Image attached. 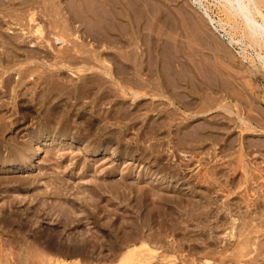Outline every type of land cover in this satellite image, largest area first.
Instances as JSON below:
<instances>
[{
  "label": "rangeland",
  "instance_id": "1",
  "mask_svg": "<svg viewBox=\"0 0 264 264\" xmlns=\"http://www.w3.org/2000/svg\"><path fill=\"white\" fill-rule=\"evenodd\" d=\"M132 1L0 0V264H264V71L189 0Z\"/></svg>",
  "mask_w": 264,
  "mask_h": 264
},
{
  "label": "bare ground",
  "instance_id": "2",
  "mask_svg": "<svg viewBox=\"0 0 264 264\" xmlns=\"http://www.w3.org/2000/svg\"><path fill=\"white\" fill-rule=\"evenodd\" d=\"M44 1V0H43ZM73 1V0H72ZM124 2V1H123ZM123 2H122V0H117V5L118 6H121V7H124L125 5L123 4ZM189 2H190V5L192 6V7H194V9H196L197 11L196 12H198L200 15H201V17L205 20V22H206V26H208L210 29H211V31H213L215 34H217L218 35V40H220L221 42H225V47H227V48H231V47H233V46H236L237 48H238V55L240 56V58L242 59V61L243 62H245L246 60H247V57H250V56H252L253 57V59H254V61L252 62V63H256L257 65H259V67L264 71V12L262 11V8L264 7V0H189ZM44 3V2H43ZM144 4V3H143ZM209 4H212V5H216L217 7L219 6V8L222 10V12L220 11V9H219V11L223 14L224 13V15H225V17H223L224 19H227V21H222V20H220L219 18L217 19L215 16H213L211 13L212 12H210V9H209ZM90 5V4H89ZM126 5L129 7V11H127V13H128V21H131L132 20V17H133V15H132V12L130 11V9H131V7L132 6H135V2H133L132 0H127V2H126ZM71 6V5H70ZM127 7V8H128ZM145 7V6H144ZM58 8V7H57ZM211 8V7H210ZM10 9V8H9ZM121 9V8H120ZM133 9V8H132ZM264 9V8H263ZM124 10V9H123ZM136 10H137V8H136ZM218 10V9H217ZM121 12V11H120ZM140 12V11H139ZM9 13V12H8ZM122 13H123V11H122ZM125 13V12H124ZM126 13V14H127ZM134 13V12H133ZM57 14V13H56ZM126 14H125V16H126ZM141 14V13H140ZM121 15V14H120ZM139 14H136V16L137 17H139L138 16ZM224 15H222V16H224ZM57 16V15H56ZM135 16V15H134ZM2 17H4V16H2ZM5 18V17H4ZM173 18H175L174 16H173ZM1 20H2V18H0ZM65 19V18H64ZM136 19V18H135ZM141 19H142V17L140 18V21H141ZM169 19V18H168ZM171 19V18H170ZM202 19V20H203ZM7 20V19H6ZM121 20V19H120ZM119 20V21H120ZM139 20V19H138ZM137 20V21H138ZM139 21V22H140ZM126 22V21H125ZM1 23V22H0ZM29 23L32 25V31H31V34L32 35H37V34H40L41 33V26H40V24L37 22V20L35 19V17H34V15L33 14H31V16L29 17ZM174 23V22H173ZM2 24V23H1ZM172 24V23H171ZM204 24V23H203ZM128 25V24H127ZM190 25V24H189ZM7 26V25H6ZM173 26H175V25H173ZM21 27V26H20ZM131 27V26H130ZM138 27V26H137ZM27 28V27H26ZM132 29V28H131ZM1 30V29H0ZM238 32V37H234V35H233V32ZM174 33V32H173ZM236 34V33H235ZM195 35V34H194ZM237 35V34H236ZM235 35V36H236ZM0 36L2 37V39H4V41H3V43L6 45V41H7V38L5 39V37L2 35V32L0 31ZM185 36V35H184ZM23 37V36H22ZM55 38V37H54ZM58 38H55L54 40L56 41ZM184 39V38H183ZM214 40V39H213ZM1 41V40H0ZM54 42V41H53ZM65 43V40H60V44H62L61 46H63V44ZM68 43V42H67ZM66 44V43H65ZM1 45V44H0ZM3 45V44H2ZM9 45V44H8ZM29 45L30 46H32V45H34L33 43H31V42H29ZM222 45V44H221ZM16 45H14L13 44V42L11 43L10 42V45H9V47H10V49L8 50L7 48H5V49H7L8 50V52H5V51H2V52H0V70H2V71H4L3 72V74H6V73H8V68H7V65L9 64V63H11V62H13L14 60H16L20 55H19V49H17L16 47H15ZM60 46V47H61ZM196 46V45H195ZM213 46V45H212ZM6 47H8V46H6ZM224 46L222 47L223 48V50H224V48H225ZM235 47V48H236ZM59 48V47H58ZM57 48V49H58ZM219 49V48H218ZM76 50V49H75ZM221 50V49H220ZM219 51V50H218ZM222 51V50H221ZM67 53V52H66ZM222 53V52H221ZM251 53V54H250ZM46 54V53H45ZM23 56L25 55V56H28L30 59H32V60H36L37 58H47L48 56H45V57H42L41 55H40V53L39 52H37L36 50H30L29 51V53L28 54H26V53H23L22 54ZM50 55V54H49ZM58 56V55H57ZM251 58V57H250ZM252 59V58H251ZM104 60V59H103ZM102 60V61H103ZM43 61V60H42ZM89 63V62H88ZM104 63H105V60H104ZM252 63H249V64H252ZM106 64H108V63H106ZM59 65V64H58ZM57 65V66H58ZM255 65V64H254ZM253 65V66H254ZM61 66V65H60ZM91 66V65H90ZM102 66V65H101ZM105 66V65H104ZM61 67H63V65L61 66ZM110 67V66H109ZM255 67H257V66H255ZM51 68V67H50ZM55 68V67H54ZM104 68V67H103ZM76 69V68H75ZM105 69H107V68H105ZM220 69V68H219ZM227 69V68H226ZM78 70V69H77ZM80 70V69H79ZM100 71V70H99ZM103 71V70H102ZM105 71V70H104ZM79 73H81V72H79ZM104 74V73H103ZM108 74V73H107ZM20 74L18 73V71H16V73H15V75H14V77L15 76H19ZM112 78V77H111ZM228 79V78H227ZM8 80H10V79H8ZM14 80L16 81V80H18V78H14ZM13 80V81H14ZM14 81V82H15ZM8 82V81H7ZM216 84V83H215ZM224 84V83H223ZM18 85V84H17ZM3 86V85H2ZM231 86V85H230ZM124 87V86H123ZM226 87V86H225ZM186 88V87H185ZM158 89H160V88H158ZM194 89V88H193ZM210 89V88H209ZM213 89V88H212ZM117 90V89H116ZM195 90V89H194ZM186 91H187V89H186ZM190 91V90H189ZM193 91V90H192ZM13 92V91H12ZM113 92V91H112ZM121 92V91H120ZM132 92V91H131ZM154 92V91H153ZM161 92V91H160ZM111 93V92H110ZM159 93V92H158ZM169 93V92H168ZM173 93V92H172ZM188 93H190V92H188ZM214 93V92H213ZM225 93H226V91H225ZM116 94V93H115ZM120 94V93H119ZM132 95V94H131ZM139 95V94H138ZM167 95V94H166ZM134 96H135V94H134ZM141 96V95H140ZM144 97V96H143ZM157 97V96H156ZM160 97H162V96H160ZM171 97V96H170ZM223 97H225V96H223ZM139 98V97H138ZM172 98V97H171ZM185 98H186V96H185ZM215 98V97H214ZM164 100V99H163ZM173 100V99H172ZM207 100H208V98H207ZM217 100V99H216ZM169 101V100H168ZM180 101V100H179ZM170 102V101H169ZM208 102V101H207ZM222 103V102H221ZM220 103V104H221ZM170 104H172L171 102H170ZM173 105H174V103H173ZM227 105V104H226ZM183 106H185V105H183ZM194 106V105H193ZM248 106V105H247ZM186 107V106H185ZM192 107V106H191ZM219 107V106H218ZM187 108H189V107H187ZM230 108V107H229ZM221 109V108H220ZM164 110V109H163ZM175 110V109H174ZM193 110V109H192ZM205 110V109H204ZM214 110V109H213ZM236 110V109H235ZM190 111V110H189ZM194 111V110H193ZM206 111H208V110H206ZM229 111V110H228ZM232 111V110H231ZM179 112V111H178ZM209 112V111H208ZM248 112H249V110H248ZM252 112V111H251ZM207 113V112H206ZM246 113V112H245ZM236 114V113H235ZM165 115V114H164ZM252 116V115H251ZM211 117V116H210ZM226 117V116H225ZM228 117V116H227ZM239 117V116H238ZM237 117V118H238ZM257 117V116H256ZM241 119H242V116L240 117ZM189 119V118H188ZM229 119V118H228ZM233 120V119H232ZM231 120V121H232ZM237 120V119H236ZM243 121H244V119H242ZM233 122V121H232ZM245 122V121H244ZM260 122V121H259ZM262 122V121H261ZM171 123V122H170ZM246 124V123H245ZM243 126H245L244 124H243ZM250 126V125H249ZM263 126V125H262ZM164 127V126H163ZM203 127V126H202ZM188 128V127H187ZM217 128V127H216ZM246 128V127H245ZM249 128H251V127H248V129ZM254 128V127H253ZM161 129V128H160ZM179 130V129H178ZM197 130V129H196ZM203 130V129H202ZM225 129H223V128H217V129H215V131L213 130V132L215 133V132H218L219 134H221L222 132L224 133L225 131H224ZM254 130V129H253ZM170 131V130H169ZM211 131V130H210ZM247 131V130H246ZM263 131V130H262ZM197 132V131H196ZM248 132V131H247ZM257 132V131H256ZM222 133V134H223ZM240 133V132H239ZM210 134H212V132H210ZM231 134V133H230ZM199 135V134H198ZM213 135V134H212ZM216 136H217V134H216ZM223 136V135H222ZM224 136H225V134H224ZM200 137V136H199ZM202 137V136H201ZM218 137V136H217ZM235 137H236V134H235ZM238 137V136H237ZM204 138V137H203ZM228 138V137H227ZM221 139H222V137H221ZM205 140V139H204ZM224 140H225V138H224ZM228 140V139H227ZM238 140V139H237ZM240 140V139H239ZM231 141V140H230ZM249 141V140H248ZM227 143V142H226ZM236 143V142H235ZM263 143V142H262ZM192 144V143H191ZM255 144H256V142H255ZM254 144V145H255ZM219 145V144H218ZM253 145V146H254ZM228 146V150L230 149V148H232V146L230 145H227ZM250 146V145H249ZM255 147H256V149H257V151H258V153H259V151H261V149H262V147H263V144H256L255 145ZM254 147V148H255ZM239 148H240V146H239ZM242 148V147H241ZM249 147H244L242 150H240L239 151V149L237 150L238 152H239V164H240V167L243 169V170H245V169H249L248 168V166L247 165H245V162H244V160H243V157H245L244 156V154L246 155L247 154V150L246 149H248ZM252 148V147H251ZM224 149V148H223ZM237 149V148H236ZM253 149V148H252ZM234 150V149H233ZM249 150V149H248ZM227 151V150H226ZM257 151H255V152H257ZM224 152V151H223ZM262 152H264V151H262ZM33 153H35V152H33ZM225 153V152H224ZM227 153V152H226ZM237 153V152H236ZM31 154V153H30ZM253 154V153H252ZM252 154H250V155H252ZM259 154H262V153H259ZM228 155V154H227ZM256 155V154H255ZM231 156V155H230ZM232 156H233V154H232ZM253 156H254V154H253ZM261 156V155H260ZM31 157V156H30ZM29 157V158H30ZM222 157V156H221ZM255 157V156H254ZM264 158V157H263ZM28 159V158H27ZM26 159V160H27ZM33 159V158H32ZM31 159V160H32ZM213 159V158H212ZM31 160H30V162H31ZM28 161V160H27ZM234 161H236V160H234ZM264 161V160H263ZM257 162V161H256ZM27 163V162H26ZM27 165V164H26ZM30 166V165H29ZM28 166V167H29ZM232 166V165H231ZM256 166H258V165H256ZM255 166V167H256ZM254 167V166H253ZM21 168V167H20ZM27 169V168H26ZM235 169V168H234ZM237 169H238V167H237ZM241 169V170H242ZM251 169V168H250ZM258 169H260V167L258 168ZM262 169V168H261ZM29 170V169H28ZM257 170V169H256ZM231 171H232V169H231ZM250 171V170H249ZM249 171H247V172H249ZM255 170H253V172H254ZM260 171V170H259ZM258 171V172H259ZM239 172H241V171H239ZM252 172V171H251ZM252 172V173H253ZM263 172V171H262ZM215 173H217V172H215ZM231 173V172H230ZM255 173V172H254ZM234 174V173H233ZM243 174H245V173H243ZM245 175H247V174H245ZM257 175V174H256ZM260 175H261V173H260ZM259 175V176H260ZM212 176V175H211ZM230 176V175H229ZM242 176V175H241ZM242 177H244V176H242ZM246 177V176H245ZM214 178V177H213ZM226 178V177H225ZM224 178V179H225ZM230 178H231V176H230ZM250 178V177H249ZM258 178H260V177H258ZM257 178V179H258ZM215 179H216V177H215ZM227 179V178H226ZM243 179V178H242ZM251 179V178H250ZM261 179V178H260ZM260 179H258V180H260ZM212 180V179H211ZM244 180H245V178H244ZM224 181V180H223ZM229 181V180H228ZM227 181V182H228ZM246 182H247V179L245 180ZM254 181H255V179H254ZM216 182H218V181H216ZM264 182V181H263ZM229 183H230V181H229ZM243 183H245V182H243ZM248 183V182H247ZM249 183H250V180H249ZM230 184H232V183H230ZM234 184V183H233ZM246 184V183H245ZM240 185V184H239ZM238 185V186H239ZM244 185V184H243ZM242 185V186H243ZM257 185V184H256ZM255 185V186H256ZM262 185V184H261ZM241 186V185H240ZM254 186V185H253ZM233 187V186H232ZM251 187V186H250ZM223 188V187H222ZM254 188V187H253ZM258 188H259V186H258ZM260 189H261V187H260ZM242 190H244V195H245V198H249L247 201H252V202H255L256 200L255 199H253V198H256V197H259V193H258V191H257V189L256 190H253V189H251V190H249V188L248 187H245L244 189L242 188ZM210 191V190H209ZM227 191V190H226ZM230 191V190H229ZM261 192V191H260ZM264 192V191H263ZM209 193V192H208ZM235 193V192H234ZM262 193V192H261ZM240 196V195H239ZM256 196V197H255ZM241 197V196H240ZM260 197H262L261 195H260ZM259 197V198H260ZM258 199V198H257ZM263 199V198H262ZM233 200V199H232ZM243 201V200H242ZM242 201H241V203H242ZM233 202V201H232ZM244 202H245V200H244ZM244 202H243V206H246V209L248 208L247 206L248 205H244ZM237 203H238V201H237ZM240 203V202H239ZM246 203V202H245ZM232 204V203H231ZM248 204H249V202H248ZM253 204V203H252ZM196 205V204H195ZM235 205V204H234ZM240 205H242V204H240ZM258 206V205H257ZM262 206V205H261ZM264 206V205H263ZM231 207V206H230ZM235 207V206H234ZM237 208H239L240 209V207L239 206H236ZM252 206H250V208H251ZM244 208V207H243ZM242 208V209H243ZM253 208V207H252ZM246 209H245V211H246ZM244 210V209H243ZM253 210V209H252ZM256 210V209H255ZM258 210V209H257ZM257 210H256V212H257ZM261 210H262V208H261ZM231 211V210H230ZM238 211V210H237ZM240 211V210H239ZM231 213V212H230ZM235 213H237V212H234V215H235ZM248 213H249V211H248ZM251 213V212H250ZM253 213H254V211H253ZM259 213V212H258ZM230 215V214H229ZM232 215V214H231ZM239 215V214H238ZM246 215V214H245ZM251 215V214H250ZM252 216V215H251ZM236 217V216H235ZM239 217V216H238ZM237 217V218H238ZM255 217V216H254ZM260 217V216H259ZM232 218V217H231ZM243 218V217H242ZM244 218H246L247 220L250 218V222L252 221L253 222V218L252 217H250L249 215H246ZM222 219V218H221ZM243 220V219H242ZM227 221V220H226ZM235 221H237L236 219H234L233 220V222H235ZM244 221H245V219H244ZM256 221V220H255ZM239 222H240V220H239ZM249 222V223H250ZM262 222V221H261ZM236 223V222H235ZM237 223H238V221H237ZM236 225H238V224H236ZM245 225V224H244ZM253 225V224H252ZM256 225V224H255ZM264 225V224H263ZM249 226V225H248ZM263 227V226H262ZM248 228V227H247ZM256 228V227H255ZM260 228V227H259ZM262 229V228H261ZM234 230V229H233ZM232 232V231H231ZM251 232V231H250ZM249 232V233H250ZM256 233H257V230H256ZM260 233V232H259ZM230 235V234H229ZM240 235V234H239ZM248 235V234H247ZM244 236V235H243ZM230 238H232L233 237V235L231 234L230 236H229ZM246 237V236H245ZM249 237V236H248ZM244 238V237H243ZM258 239V238H257ZM256 240V239H255ZM250 240H248V242H249ZM239 242V241H238ZM247 244V243H246ZM264 244V243H263ZM254 245V244H253ZM141 246V245H140ZM147 246V245H146ZM244 246V245H243ZM262 246V245H261ZM143 247L145 248V246L143 245ZM148 247V246H147ZM134 248V247H133ZM140 248V247H139ZM245 248H247V247H245ZM135 249H137L136 247H135ZM141 249H143V248H141ZM148 249V248H147ZM225 249V248H224ZM223 249V250H224ZM138 250V249H137ZM144 250V249H143ZM239 250V249H238ZM144 251H148V250H146V248H145V250ZM155 251V250H154ZM225 251V250H224ZM264 251V250H263ZM129 253L131 252V250H129L128 251ZM149 252H150V250H149ZM126 253V252H125ZM128 253V254H129ZM133 253V252H132ZM132 253H130V254H132ZM142 253V252H141ZM148 253V252H147ZM151 253H153V252H151ZM242 253V252H241ZM247 253V252H246ZM129 254V255H130ZM139 254H140V251H139ZM150 254V253H149ZM235 254V253H234ZM144 255H146V254H144ZM250 255V254H249ZM143 256V255H142ZM238 256V255H237ZM134 257V256H133ZM144 257V256H143ZM147 257V256H146ZM145 257V258H146ZM247 257V256H246ZM141 259H142V257H140ZM139 258V259H140ZM151 258V257H150ZM205 258H206V256H205ZM209 258V257H208ZM253 258V257H252ZM261 258V257H260ZM141 259H140V261H141ZM204 259V258H203ZM225 259V258H224ZM243 259V258H242ZM145 260V259H144ZM165 260V259H164ZM205 260V259H204ZM146 261H148L147 259H146ZM206 261V260H205ZM228 261V260H227ZM253 261H254V259H253ZM139 262V260L137 261V263ZM163 262V261H162ZM207 262H209L210 263V261H208L207 260ZM243 262V261H242ZM61 263V262H60ZM147 264L148 262H146V263H143V262H139L138 264ZM206 263V262H205ZM214 263V262H213ZM206 264H208V263H206ZM212 264V263H211ZM216 264V263H215ZM240 264V263H239ZM245 264V263H244Z\"/></svg>",
  "mask_w": 264,
  "mask_h": 264
}]
</instances>
